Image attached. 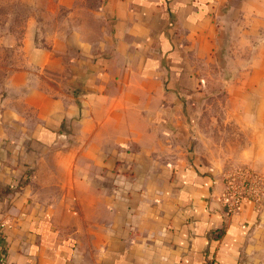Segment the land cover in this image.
I'll return each instance as SVG.
<instances>
[{"label":"crops","instance_id":"1","mask_svg":"<svg viewBox=\"0 0 264 264\" xmlns=\"http://www.w3.org/2000/svg\"><path fill=\"white\" fill-rule=\"evenodd\" d=\"M96 14L110 28L94 42L72 30L42 46L36 21L0 39L21 56L0 90L6 264H264V197L228 211L224 168L196 149L204 107L223 103L242 164L264 170V0H104ZM207 74L242 98H202Z\"/></svg>","mask_w":264,"mask_h":264},{"label":"rangeland","instance_id":"2","mask_svg":"<svg viewBox=\"0 0 264 264\" xmlns=\"http://www.w3.org/2000/svg\"><path fill=\"white\" fill-rule=\"evenodd\" d=\"M54 2L55 0H0V39L6 36L9 43L14 44V41L21 39L30 21H36V43L45 47L51 44L50 39L53 36L69 35L72 30L79 38L92 42L108 34L109 20L104 21L96 14L98 6L104 0H75L71 14L63 8L53 11L48 9ZM20 63L21 56L16 49H0V90L12 68ZM223 63H226L225 60ZM207 75V88L202 91V98L205 100L224 102L228 98H242L241 92L229 91L225 86L227 75ZM231 109L233 108L224 106L223 103H208V106L204 107L203 116L207 119L199 126L203 137L198 140L196 149L205 161L221 164L224 168L223 178L227 174L249 169L260 176L264 183L263 169L241 162L244 142L247 140L243 139L241 128L236 123H225L226 120H232ZM262 161L264 162L263 158Z\"/></svg>","mask_w":264,"mask_h":264},{"label":"built area","instance_id":"3","mask_svg":"<svg viewBox=\"0 0 264 264\" xmlns=\"http://www.w3.org/2000/svg\"><path fill=\"white\" fill-rule=\"evenodd\" d=\"M223 184L222 202L228 211L235 210L243 201L258 203L264 197L262 178L249 169L225 175ZM0 264H6L4 252L0 254Z\"/></svg>","mask_w":264,"mask_h":264}]
</instances>
